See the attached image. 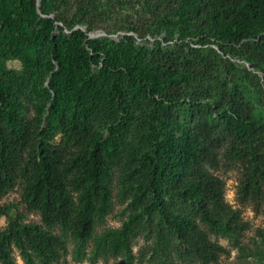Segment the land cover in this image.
<instances>
[{
    "label": "trees",
    "instance_id": "trees-1",
    "mask_svg": "<svg viewBox=\"0 0 264 264\" xmlns=\"http://www.w3.org/2000/svg\"><path fill=\"white\" fill-rule=\"evenodd\" d=\"M37 3L13 0L2 10L23 31L36 15ZM95 4L41 0L40 10L54 13L72 29L87 22L78 17L88 16ZM67 8L74 11L65 12ZM150 9L163 23L175 20L183 35H199L203 44L213 42L217 49L177 43L148 50L136 47L133 36L127 35L124 42L91 40L96 55L83 56L77 48L87 32L74 29L76 46L65 40L72 51L53 53L44 62L48 79L41 95L47 108L32 118L24 116L0 78V196L21 184L22 203L41 217V222H31L18 215L0 230V264H16V250L24 264H56L67 252L68 233L81 244L91 239L95 256L130 251L129 221L96 232L112 206L118 148L116 136L104 137L94 129L78 103L82 90L95 83L85 63L95 56L111 75L105 91L109 101L119 97L121 110L122 100L144 97L151 102L150 128L144 133L151 145L145 190L151 193L150 206L157 208L160 223L174 232L182 259L217 263L228 252L199 220L234 238L247 227L240 209L225 199L224 179L209 170L218 165L221 148L232 160L245 163L237 196L264 200V121L256 116L244 88L217 73L221 65L227 73L234 71L223 57L230 54L264 76V0H157ZM129 27L140 36L150 31L143 25ZM244 72L255 75L247 68ZM211 81L217 93L209 90ZM184 104L191 108L188 123L180 117ZM178 202L186 203V210L175 207ZM3 208L7 212L11 205ZM259 234L264 240V230Z\"/></svg>",
    "mask_w": 264,
    "mask_h": 264
},
{
    "label": "rangeland",
    "instance_id": "rangeland-1",
    "mask_svg": "<svg viewBox=\"0 0 264 264\" xmlns=\"http://www.w3.org/2000/svg\"><path fill=\"white\" fill-rule=\"evenodd\" d=\"M12 1L0 0V78L11 89L19 109L27 118L40 115L47 108L41 95L48 79L44 62L53 53L64 56L68 50L72 51V48L67 49L65 40H69L73 48L76 46V37L72 33L74 29L80 28L87 32V38L77 48L78 51L81 48L83 56L96 55L92 50L91 40L124 42L127 35L133 36L130 40L136 47L148 50L157 45L172 48L177 43H190L193 47L207 51L210 48L217 49L213 42L203 44L199 35H183L175 20L163 23V19L158 18L161 15L153 17L150 7L154 8L157 0H96L88 16H76L80 20L87 19V22L77 24L72 29L56 20L54 13L43 14L40 10L41 0H38L36 15L23 31L17 30L2 10ZM71 10L74 11L67 8L65 12L72 13ZM95 24H98L97 28L87 31L88 27ZM130 24L143 25L150 28V31L140 36L129 30ZM223 57L225 61L229 59L235 69L232 73H227L225 65H221L218 75L231 84L241 85L254 103L256 116L264 121L263 74L250 68L243 59L230 54ZM95 58L85 62L95 83L82 90L78 103L84 106L94 129L101 131L104 137L110 134L116 136L118 148L117 164L111 180L112 206L105 221L97 224L96 232L100 233L108 227H119L129 221L130 251L95 256L91 249V239L81 244L68 233L65 235L67 252L56 264H201L196 260L180 257L174 232L160 223L157 208L150 206L151 193L145 190L150 176L147 155L151 154V145L144 136L150 128V100L144 97L131 101L122 100L124 110L119 105V97L113 102L109 101L105 91L111 75L103 69L100 59L97 56ZM39 64H42L41 69L37 67ZM246 68L255 75L247 76L244 72ZM216 87L215 81H211L209 90L217 93ZM190 110L187 104L180 108V117L187 123L190 121ZM209 170L224 179L226 201L233 208L240 209L247 224L242 236L234 238L209 229L206 223L199 220L209 237L228 249L217 263L209 264H264V240L259 234L260 230H264V200H241L237 196V186L245 170V163L225 155L223 147L218 165L209 166ZM21 189L22 185L17 184L0 196V230L18 215L23 216L26 221L41 222L40 214L28 211L22 203ZM4 205H11V208L5 212ZM175 207L186 210L187 204L178 202ZM55 231L61 233L58 228ZM15 257L16 264H24L17 250Z\"/></svg>",
    "mask_w": 264,
    "mask_h": 264
}]
</instances>
